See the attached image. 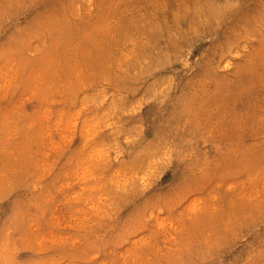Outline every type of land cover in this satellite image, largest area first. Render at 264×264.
Segmentation results:
<instances>
[{
  "label": "rangeland",
  "instance_id": "1",
  "mask_svg": "<svg viewBox=\"0 0 264 264\" xmlns=\"http://www.w3.org/2000/svg\"><path fill=\"white\" fill-rule=\"evenodd\" d=\"M0 264H264V0H0Z\"/></svg>",
  "mask_w": 264,
  "mask_h": 264
}]
</instances>
